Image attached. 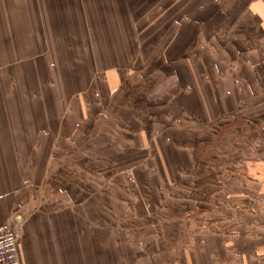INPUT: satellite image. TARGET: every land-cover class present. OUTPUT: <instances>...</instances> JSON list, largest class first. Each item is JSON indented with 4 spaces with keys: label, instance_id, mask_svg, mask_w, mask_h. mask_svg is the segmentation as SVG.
Here are the masks:
<instances>
[{
    "label": "crops",
    "instance_id": "obj_1",
    "mask_svg": "<svg viewBox=\"0 0 264 264\" xmlns=\"http://www.w3.org/2000/svg\"><path fill=\"white\" fill-rule=\"evenodd\" d=\"M131 1L0 0V224H23L21 264H143L152 256L159 262L144 264H189L200 246L216 243L218 264H264V185L250 178L264 177V156L254 150L239 173L229 170L245 173V184L218 180L211 164L228 157L219 147L223 130L237 125L211 126L203 114L237 115L243 103L251 113L239 128L264 126L249 120L259 103L237 104L238 95L264 96V70L256 66L264 63V0L201 1L198 11L196 0ZM205 62L209 69L199 71ZM210 62L227 66L211 69ZM128 77L153 78L156 90L170 88L172 96L153 110L123 103L117 114L113 91ZM244 77L254 87L234 83ZM89 80H102L103 89ZM181 109L201 111L204 128L153 114ZM121 114L126 125L122 119L117 133L112 119ZM101 127L111 134L99 165V152L82 144L94 135L89 145L98 146ZM128 135L143 163L115 165L112 150H128ZM164 144L175 154L185 145L201 165L179 163L178 175L166 165L163 181L148 175L145 160ZM199 145L206 159L196 157ZM226 188L245 191L228 197Z\"/></svg>",
    "mask_w": 264,
    "mask_h": 264
},
{
    "label": "rangeland",
    "instance_id": "obj_2",
    "mask_svg": "<svg viewBox=\"0 0 264 264\" xmlns=\"http://www.w3.org/2000/svg\"><path fill=\"white\" fill-rule=\"evenodd\" d=\"M135 0H132L131 2H134ZM207 3V2H213V0H196L195 2V10L198 11L200 6H202V2ZM208 4V3H207ZM183 5V1L181 4L178 5V8H181ZM137 6L133 7V11H138ZM201 9V8H200ZM137 13L135 14L136 17L139 16ZM194 17V16H193ZM148 19L150 20V24H157V21L154 19L153 16H149ZM196 19V17H195ZM183 22V19L181 20ZM197 21V19H196ZM181 22V23H182ZM226 22H230V20H226ZM130 31L129 33H133V36L136 37L137 36V29L136 27L132 24V27H130ZM197 36V35H196ZM131 38H133L131 36ZM195 40L198 39L197 37H194ZM136 42L137 39H136ZM206 63L208 65V68H206ZM196 64V63H195ZM210 66L211 69H216L218 70L220 67L222 69H225V67L227 66L226 62H222L220 63H213L210 62ZM257 67H263L264 70V63H259L256 64ZM196 67L199 71L201 72H205V70L209 69V63L205 62V63H197ZM249 67V68H247ZM238 70H250V66H246L242 69H238ZM252 71H254L252 69ZM225 73V71H223ZM249 72V71H248ZM264 74V73H263ZM202 75V74H201ZM200 78L195 79L194 82H198L199 83ZM157 81V80H156ZM156 81L152 78V79H147V78H141V79H133V77H128L125 78L119 87V92L118 91H113L114 95V101L112 102V107H114L115 109V113L119 114L120 110L123 109L125 110V107L123 105V103H130V102H138V101H143L146 104H150L151 106V110L154 109L153 107V102H155L157 100L156 103H160L161 105H166L167 101H165V98H171L172 96V92L169 90L170 88L167 89H163L162 91H158L156 90L157 88H159V86L156 83ZM201 81V80H200ZM202 81H204V78H202ZM225 81V80H222ZM262 84L259 83V87H261L264 84V79H259L258 82H261ZM234 83L235 84H239V85H243L242 87L244 88H248L251 87V83L252 86L254 85V80L251 78H247L245 79V77L243 79H238L235 78L234 79ZM102 84V80H97V82H93L90 81L88 82V85L90 86H94L93 88L95 89H103V87L101 86ZM254 87V86H253ZM156 88V89H155ZM213 88V87H211ZM252 88V87H251ZM262 88V87H261ZM264 88V87H263ZM196 92L200 93L199 89L194 88ZM156 90V91H155ZM213 93H217V90H212ZM88 96H85L84 98H86ZM212 99L211 101L213 102H217L216 100H218V95H211ZM244 99L249 101V105L251 104L250 101H253V103H259V109L256 110L254 109L252 111V117L249 120H254L256 122L259 123H264V96H259V95H238V103H241L244 101ZM121 105H118V104ZM239 108H246V111H237L236 113L237 115H226L224 114V112H209L206 111L203 114H205V117L207 118V120L211 123L212 125H215V123H218L219 125H229L232 122H235V124L237 125L236 128L234 127H228L227 129H224L223 132H226L224 134L223 138V142L221 143V145L219 147H221V149H223L226 153L225 155L228 157H223V159L221 160H217L216 162L212 163L211 165H213L215 167L214 171L212 170L211 172L214 173L218 171V165L221 169L222 172H220V176H217L216 173H214V175L218 178V180L220 179V181H223L224 179L231 180L232 182L238 183L237 180H240L242 182V184H245L247 181H245V173H241V176L239 177V175L234 174L239 173V168L242 166L243 162H246V158L250 156V154L254 153V150H257L258 152H260V158H262L264 156V126L263 127H253V126H247V127H243V128H239L240 124L243 125V120H248V114H250L251 112H249V110L247 109V104H240L237 105ZM201 111H183L182 109L180 110V112L174 110H169V111H162V112H153V114H156V116H158V118L160 119H167L170 116H173L174 120L177 121L178 120V125L184 123V121L188 120L189 121H194V123L196 124L195 127H197V123H199V125L202 127L203 126V116L201 114ZM244 116H241L240 114H243ZM126 114V112H125ZM123 114H121V116L119 115L118 117H116L115 119H112L113 122H116V131L117 133H121L120 130L124 129L120 123V121L123 119ZM178 117H181L180 119H178ZM212 120H214L212 122ZM221 123V124H220ZM229 123V124H228ZM123 125H126V121L125 119H123ZM177 124V123H176ZM105 125V122H104ZM218 125V126H219ZM245 125V124H244ZM243 125V126H244ZM199 126V127H200ZM154 127V126H153ZM150 129V132L152 130V128ZM242 127V126H241ZM204 127H202L203 129ZM101 131L102 133H100V135L98 137H100L102 135V142H98L97 144H99L98 146H93L91 147L89 144L91 143V141L95 138L94 135H90V137L86 138V143L84 142V144H82V149L84 151H87V153H95V151H98V160L97 163H99V165H101L102 161L104 160V158H106V153H107V135L111 134L110 132L107 131L106 127H101ZM252 131L254 132V135L252 136L253 140L247 136L249 134H252ZM262 131V132H261ZM154 133V131H153ZM199 134H196V137H199ZM128 139L129 141L127 142L126 146H128V150L127 149H122L124 147L123 144H119L120 148H116L115 150H112V155L114 157V164L115 165H122V164H138V162H142L143 161L138 157V155H134L135 153H137V151L132 150V148L135 146V144L133 143L135 141V139H133L130 135H128ZM262 140V141H261ZM121 143V142H120ZM164 148L161 152H157V153H150V155L148 156V158L145 160L146 162V169L148 172V175H154L156 177H158L161 181H163L162 179L164 178V169L163 167H165L166 165L168 167H171V169L173 171H177V175L179 173L178 169H180V164H182V166L186 165V167L188 168L187 165H190L192 163V161L196 164V165H201L197 162H195V160L190 159V157L188 156V153L185 145H178V152L177 154H175L176 152V147H172L170 145H166L164 144ZM119 150V151H117ZM120 150H125L128 151L129 153L127 154H121L119 152H122ZM207 151V150H206ZM205 151V149L202 148V152L204 154H202V158L206 159L207 157H209V154H206L207 152ZM105 154V155H104ZM124 158H123V156ZM145 156V154L142 153L140 154V157ZM122 159V160H121ZM161 162L163 164V166L161 165ZM204 163H208L205 161H202ZM220 162V163H219ZM261 162V163H260ZM264 160H259V164L264 167ZM180 163V164H179ZM201 163V162H200ZM241 164V165H240ZM162 166V167H161ZM217 166V167H216ZM185 167V166H184ZM232 171L234 173H230L229 172ZM262 171H264V168L261 169ZM226 177L223 178L222 177ZM254 180H256V182H258L259 184H263L264 185V177L263 176H259V173L257 174H253L251 175ZM174 176L171 175L169 176V179L173 180ZM237 179V180H236ZM263 180V181H262ZM229 181H227L228 183ZM245 186V185H244ZM229 197V195L231 194V191L233 193V195L235 197L238 196V193H242L245 190H239V189H229L227 190L224 189ZM224 191V192H225ZM227 197V198H228ZM69 206V205H68ZM264 208V206H260V210H262ZM260 216L264 217V214H260ZM164 234L167 233V236L171 235V232L169 230L165 229L163 230ZM22 241V240H21ZM156 242V240H153V244ZM20 245V244H19ZM222 249L220 248V244L216 243L215 245L210 246L209 248H203V245L200 246L198 248V252L197 253H193L191 256V263L189 264H218V251H221ZM145 261L147 262H159V257L156 256H152V257H148L142 260V263L144 264ZM153 264V263H151Z\"/></svg>",
    "mask_w": 264,
    "mask_h": 264
},
{
    "label": "built area",
    "instance_id": "obj_3",
    "mask_svg": "<svg viewBox=\"0 0 264 264\" xmlns=\"http://www.w3.org/2000/svg\"><path fill=\"white\" fill-rule=\"evenodd\" d=\"M23 224L13 222L0 224V264H21L19 243L22 240Z\"/></svg>",
    "mask_w": 264,
    "mask_h": 264
},
{
    "label": "trees",
    "instance_id": "obj_4",
    "mask_svg": "<svg viewBox=\"0 0 264 264\" xmlns=\"http://www.w3.org/2000/svg\"><path fill=\"white\" fill-rule=\"evenodd\" d=\"M202 148L203 149H206L205 147H203L202 145H199L197 148H196V157L198 158V159H200V160H202V159H204V158H202V154H204L203 152H202ZM206 151V150H205Z\"/></svg>",
    "mask_w": 264,
    "mask_h": 264
}]
</instances>
